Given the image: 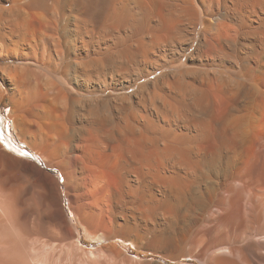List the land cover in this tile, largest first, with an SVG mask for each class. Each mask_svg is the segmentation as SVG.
Listing matches in <instances>:
<instances>
[{
    "label": "bare ground",
    "instance_id": "6f19581e",
    "mask_svg": "<svg viewBox=\"0 0 264 264\" xmlns=\"http://www.w3.org/2000/svg\"><path fill=\"white\" fill-rule=\"evenodd\" d=\"M46 1L0 6V59L20 64L0 67V103L6 90L15 134L25 146L0 131V264H164L130 254L123 242L134 243L127 238L132 235L157 236L168 247L164 256L176 263L264 264V0L207 3L204 82L182 86L191 71L185 69L166 85L186 94L179 103L164 93L146 97L143 110L166 127L147 113L140 126L130 127L128 96L112 92L129 90L155 71H134L142 50L146 61L156 48L175 52L182 36L147 32L135 49L128 45L129 29H138L134 14L125 0H115L104 15L107 39L95 41L105 46L90 55L83 52L86 40L62 41L61 16L51 12L47 19L41 11L48 9ZM107 3L90 0L86 14L96 17L97 6ZM162 4L176 20L173 31L198 24L193 6ZM80 19H66L64 31ZM34 23L45 35L37 41L31 38ZM58 60L53 71L62 80L32 74L33 65ZM72 88L79 94L70 95ZM130 130L139 132L147 150L143 146L140 159L122 153L121 162L133 164L111 190L87 148L93 140L94 155L114 151L113 141ZM36 155L63 172L75 222L66 221L60 183L34 161ZM156 214L163 226L149 227L146 221ZM78 225L89 244L99 245H84Z\"/></svg>",
    "mask_w": 264,
    "mask_h": 264
},
{
    "label": "rangeland",
    "instance_id": "374dc122",
    "mask_svg": "<svg viewBox=\"0 0 264 264\" xmlns=\"http://www.w3.org/2000/svg\"><path fill=\"white\" fill-rule=\"evenodd\" d=\"M89 1L90 0H47L46 5L47 8L41 9L47 19L52 18L51 12L54 13L53 17L57 15L61 16L62 19V41L63 42H75L77 37H80L87 42V48L85 51L88 54H92L93 52L102 51L104 44H100L97 46L95 41L99 37H103L107 39V37L103 34L102 29L106 22H104V15L109 7L112 6V2L115 0H107V4L102 9L101 5L97 6V10L99 11L96 17L88 16L86 14L89 8ZM217 2V0H213ZM211 0H125L128 10H130L134 14V18L136 24L138 25V29L134 25L128 31V45H133L135 49H139V43L141 41H146L147 36L145 35L147 32H150L152 35H159V36H166V35H175L182 41H175L174 45L177 47V51L173 52L170 48H156L154 49V54H150L148 61H146V52L142 50L141 55L139 58L140 63L134 69L143 71V74L150 69V67L156 68L155 71L150 72V74L144 76L143 78L137 79V85L133 84L129 90H121L115 91L113 93V97L118 96L120 94H125L128 96V105L125 110V119L126 122L129 123L130 127L136 125L140 126L141 124V115L143 113L149 114L152 119H157L155 113L145 112L144 106L149 103V97H146L150 94H153L155 97L157 94L164 93L166 94V99H169L171 103L176 105V101L179 103V99L181 100V96H186V94H179L178 92L171 93V89L168 90L166 86L168 82L172 83L175 82L176 79L180 76L179 74L182 70L188 69L191 70L189 75L184 76V80H182V86L184 87L189 84H202L203 81V73L205 70L208 69L207 62H206V48L205 42L203 41V25H202V18L204 16V10L206 5L213 2ZM13 0H0V6H9L11 5ZM162 2L169 3V4H180V5H190L193 6L196 10V21L198 24L195 26L191 25L189 31H178L175 29L173 31V26L176 24L175 21L169 20V15L166 14L165 5ZM210 2V3H209ZM208 3V4H207ZM73 16H81L84 19H80L79 21H74L73 23H77V25L73 27L72 30L64 31L66 27L65 20L69 17ZM179 26V24H178ZM41 35L40 25L39 23H34L33 29H31V38L34 41H37ZM45 37L44 34L41 35V38ZM147 47V46H146ZM140 52L136 53L138 55ZM60 61H51L48 63H38L33 65V72L34 76L38 75L37 77L41 78L44 74L48 76L50 79H61L62 76L59 73L54 72L53 70L57 68V65ZM20 65L14 59H0V67L5 66H16ZM56 73V74H55ZM57 75V76H56ZM61 77V78H60ZM133 77V76H132ZM162 81H165L164 87L161 89L160 86ZM180 85V84H178ZM181 86V85H180ZM180 88V87H179ZM70 95H78L79 93L76 92L74 88ZM143 94L138 95L137 93L143 91ZM174 91V90H172ZM177 93V94H176ZM99 93L93 94L91 97H96ZM177 98V100H176ZM146 99V100H145ZM145 100V101H144ZM175 102H172V101ZM10 109L11 103L9 100V94L6 90H4L2 101L0 103V126L5 130V132L11 136L13 139L20 144L21 142L17 139L15 134V130L12 125V120L10 118ZM152 113V114H151ZM139 114L138 116H136ZM153 115V116H152ZM157 122H161L166 127L167 124L163 123L160 118L156 120ZM142 128L143 132L145 133L151 131L147 125H144ZM148 129V131L146 130ZM150 134V132H148ZM139 132L134 130L128 131L127 135L120 139L113 141V145L115 146L114 151H108L105 154H97L94 155L93 152L96 151L94 144L89 142V146L87 148L88 156L91 157V161L101 171V174L104 175L105 181L109 182L110 189L113 190L115 188L116 183H123L124 181L121 180V177H125L129 170V162L133 164V162L129 161L128 163H122L121 157L124 153L127 157H132L134 159L141 158V151L147 150L145 148L147 143L141 142L139 137ZM148 134V135H149ZM147 135V134H146ZM153 137V134H151ZM145 143V144H144ZM149 147L151 146L148 144ZM24 146V145H23ZM142 148V149H141ZM152 148V147H151ZM32 153V152H31ZM33 154V153H32ZM35 154V153H34ZM122 154V155H120ZM121 156V157H120ZM94 159V160H93ZM34 161H36L40 167H43L49 174L52 176L54 182L60 183V194H61V206L63 213L66 217V221L69 223L72 221L75 222V217L73 213L68 208L67 204V192L65 183L63 182L64 174L61 173L60 170L55 166H46L39 156H34ZM35 162V163H36ZM138 179L140 177V170H136ZM123 181V182H122ZM113 186V188H111ZM136 196L140 195V191L134 193ZM133 194V195H134ZM158 214V213H157ZM154 216V219L157 220L156 222L154 219L150 218L152 221L147 220L149 227L153 226L151 223H156L153 227H157L161 222V226H163V218L160 216ZM157 218V219H156ZM161 220V221H160ZM141 221V220H140ZM164 221V220H163ZM145 221H141L142 225ZM160 226V225H159ZM79 236L84 245L88 247H95L99 245L97 242H93V244H89L92 240L86 236L84 230L81 225H78ZM128 239L132 240L134 243L130 241H124L123 243L128 246V250L130 254H136L143 258H151L155 257L159 259L164 264H181V263H188L191 262L189 259H185L182 262H172L169 260L168 257L164 256V254L168 251V247L159 242L157 236L150 235L148 239L135 237L134 235L128 236ZM164 246V247H163ZM167 248V249H166ZM166 249V250H165Z\"/></svg>",
    "mask_w": 264,
    "mask_h": 264
},
{
    "label": "snow or ice",
    "instance_id": "6c2138e0",
    "mask_svg": "<svg viewBox=\"0 0 264 264\" xmlns=\"http://www.w3.org/2000/svg\"><path fill=\"white\" fill-rule=\"evenodd\" d=\"M21 155H27V153H21Z\"/></svg>",
    "mask_w": 264,
    "mask_h": 264
}]
</instances>
